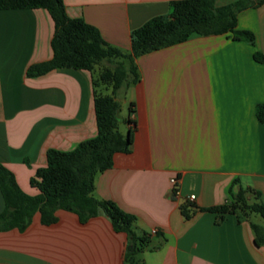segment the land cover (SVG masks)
<instances>
[{
	"label": "crops",
	"instance_id": "obj_1",
	"mask_svg": "<svg viewBox=\"0 0 264 264\" xmlns=\"http://www.w3.org/2000/svg\"><path fill=\"white\" fill-rule=\"evenodd\" d=\"M174 0H64L69 17L82 18L103 40L131 52V33L171 12ZM234 0H215L217 6ZM237 28L254 45L224 34H193L185 41L135 57L137 79L125 97L119 130L132 129L131 149L113 156L95 177L94 196L135 215L137 232L150 234L142 264H264L253 220L239 211H207L230 199L229 188L251 187L264 207V4L237 14ZM53 20L46 9L0 10V164L19 188L46 165V151L72 150L96 134L89 71L56 68L28 77L26 69L52 57ZM120 95V94H119ZM133 112L129 114V106ZM128 119L133 122L131 126ZM177 178L173 196L170 178ZM193 194L194 199H188ZM190 213L185 218L181 206ZM4 202L0 193V212ZM44 225L35 213L24 231H0V264H121L127 236L103 215L85 223L58 209ZM152 231H155L152 233Z\"/></svg>",
	"mask_w": 264,
	"mask_h": 264
},
{
	"label": "trees",
	"instance_id": "obj_2",
	"mask_svg": "<svg viewBox=\"0 0 264 264\" xmlns=\"http://www.w3.org/2000/svg\"><path fill=\"white\" fill-rule=\"evenodd\" d=\"M264 0H234L217 6L215 0H174L167 15L152 17L131 33V52L126 54L107 44L100 32L82 18L66 14L64 0H0L3 9L43 8L53 20L51 38L52 57L34 63L26 69L28 77L44 74L56 68L84 69L90 72L93 85V105L96 118V134L81 141L69 151L48 149L46 165L35 169L29 179L38 194L23 192L14 174L0 164V193L4 207L0 212V231L17 229L24 231L35 213H39L44 225L56 222V210L73 212L81 223L103 215L116 232H124L127 242L123 262L142 264L139 254L150 245V234L137 232L135 215L121 210L110 200L94 196V182L98 173L112 167L115 153H127L131 149L132 129L126 135L119 130L120 101L118 92L137 79L135 57L185 41L193 34H224L233 40L254 45L251 31L237 28V14L248 8H256ZM256 61L264 62V55L253 53ZM115 60L112 68L97 70L104 61ZM98 68V69H97ZM97 77L94 78V73ZM110 89V93L104 90ZM129 114L133 112L129 106ZM256 117L264 124V104L256 106ZM128 123L133 122L128 119ZM230 199L207 208L220 215L241 212L244 216L256 214L264 222V207L259 202V192L251 187H240L237 192L229 188ZM185 218L190 217L187 206H181ZM254 232V243L264 245V224L250 222Z\"/></svg>",
	"mask_w": 264,
	"mask_h": 264
},
{
	"label": "rangeland",
	"instance_id": "obj_3",
	"mask_svg": "<svg viewBox=\"0 0 264 264\" xmlns=\"http://www.w3.org/2000/svg\"><path fill=\"white\" fill-rule=\"evenodd\" d=\"M115 60H121V58H117V59H114L113 61H104L103 63H102V65H100V67L101 68H97L98 70V72H100L101 70L103 71V69H105L106 67H108V68H112L114 65H115ZM94 78H96L97 77V72H95L94 73ZM104 92L105 93H110V89H108V90H104ZM120 94V95H119ZM117 96H120V99H123L124 97H125V95H124V92H118V94H117ZM125 106H124V104L121 106V112H122V114L124 115V112H125ZM120 112V111H119ZM241 213V212H240ZM241 215H243L242 213H241ZM252 216H254L253 217V220H255V221H260V216L259 215H256V214H248V217H252Z\"/></svg>",
	"mask_w": 264,
	"mask_h": 264
},
{
	"label": "built area",
	"instance_id": "obj_4",
	"mask_svg": "<svg viewBox=\"0 0 264 264\" xmlns=\"http://www.w3.org/2000/svg\"><path fill=\"white\" fill-rule=\"evenodd\" d=\"M130 125L132 126L133 124H130ZM170 184L172 186L173 196L178 197L179 196V189H178V186H177V178L176 177L170 178ZM188 199H190V200L194 199V195L193 194L189 195ZM154 232L155 231H152V233H154ZM121 264H126V263L122 262Z\"/></svg>",
	"mask_w": 264,
	"mask_h": 264
}]
</instances>
